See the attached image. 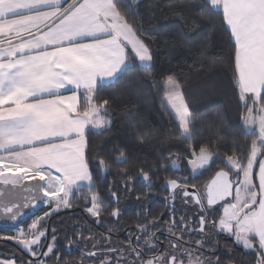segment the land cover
Listing matches in <instances>:
<instances>
[{"label":"snow or ice","instance_id":"obj_1","mask_svg":"<svg viewBox=\"0 0 264 264\" xmlns=\"http://www.w3.org/2000/svg\"><path fill=\"white\" fill-rule=\"evenodd\" d=\"M140 2L0 0V218L16 221L42 198L51 206L26 229L0 237L15 241L29 257L0 264H221L216 255L221 234L252 252L254 264H264V0H203L198 13L205 20L222 13L234 42L233 80L245 140L251 137L247 150L234 141L221 159L218 144L195 145L183 86L167 75L162 107L170 109L178 124L175 139L188 150L183 156L170 152L171 169L180 171L184 159L195 178L210 165L223 166L202 189L188 176H165L166 218L164 212L146 217L135 226L138 234L125 241L113 244L111 228L100 238L77 229L75 237L65 234L63 258L55 228L52 242L44 243L46 218L71 208L74 199H83L84 211L102 223L109 205L96 190L92 165L107 173L113 164L127 163L119 147L114 161L99 155L90 159L88 137L102 135L112 124L110 101L98 98L99 88L137 68L151 77L152 48L129 19L128 9ZM137 139L143 143L145 135L138 133ZM158 171L141 167L132 175L127 167L119 168L127 190L136 179L153 188ZM108 191L115 205L110 215L118 219L119 193L111 185ZM181 198L190 206L186 211L174 204ZM157 232L167 235L161 239ZM81 241H91V248L85 244L73 258V247Z\"/></svg>","mask_w":264,"mask_h":264},{"label":"trees","instance_id":"obj_2","mask_svg":"<svg viewBox=\"0 0 264 264\" xmlns=\"http://www.w3.org/2000/svg\"><path fill=\"white\" fill-rule=\"evenodd\" d=\"M202 3L193 0L189 7L187 0H142L128 9L129 19L135 20L152 48L151 77L137 68L98 89V98L110 101L112 124L102 135H89L90 159L99 155L114 161L119 147L126 152L127 163L113 164L111 169L127 167L134 175L141 167L151 170L170 165V152L187 154L186 145L175 139L179 135L176 120L162 107V83L167 75H173L183 86L194 121L195 145L218 144L221 159L231 151L234 141L247 150L251 137L245 140L243 109L233 80L234 43L222 13L208 20L199 16ZM130 122H135V127ZM138 133L145 135L143 143L137 139ZM180 163L187 165L184 159ZM222 166L219 162L210 165L211 170L200 178ZM40 209L43 207L35 212Z\"/></svg>","mask_w":264,"mask_h":264},{"label":"flooded vegetation","instance_id":"obj_3","mask_svg":"<svg viewBox=\"0 0 264 264\" xmlns=\"http://www.w3.org/2000/svg\"><path fill=\"white\" fill-rule=\"evenodd\" d=\"M164 169H157V175L159 181L153 188L148 189L142 180L136 179L133 181L131 190L125 189L123 181L121 180L119 171L110 169L107 173H102L97 170L96 165H92L93 178L96 182V190L99 191L109 207L104 209V213L101 216L102 223L97 224L95 218L91 217L84 211L85 201L83 199H74L73 206L68 209H61L58 212L53 213L50 217L46 218L48 226L47 240L44 241L45 245L51 243V236L53 235L52 229L55 228V235L57 236V242L60 249L61 257L67 255L65 250V234H69L73 237L76 235L77 229H82V235L88 236L91 232L97 238H100L101 234L108 235L106 233L107 228H111L110 233L112 243L117 244L125 241L129 234H138L136 231V224L143 222L145 218H151L152 216L159 215L164 212L165 218L168 213L165 197L168 195L167 190L163 186L165 176H188L191 183L196 184L201 189L212 178L214 173L209 174L208 177L200 178V174L197 173L195 178L191 175V170L187 165H181L180 171L171 169L170 165H164ZM146 171H152L154 169ZM136 175V173L134 174ZM111 185L119 193V218H114L110 215L112 207V198L108 191V186ZM140 195V199L137 196ZM178 210L186 211L190 206L182 203V198L177 199L174 202ZM51 207H44L40 211L34 212L31 218H27L21 221L13 229H0V237L4 235H15L18 228H27V225L37 217L42 215L45 211H49ZM180 215V211H177V218ZM163 235H167L157 232V236L163 239ZM195 238V237H194ZM219 247L216 255L220 256L221 264H249L250 253L245 252L240 245H237L235 241L226 235H219ZM91 241H81L79 247L74 246L72 250V257L78 258L80 250L87 244L88 248H91ZM133 243H136L133 239ZM228 248H231V252H228ZM15 257L17 260L24 258L25 261L29 258L27 253L13 240H5L0 238V260H7Z\"/></svg>","mask_w":264,"mask_h":264},{"label":"water","instance_id":"obj_4","mask_svg":"<svg viewBox=\"0 0 264 264\" xmlns=\"http://www.w3.org/2000/svg\"><path fill=\"white\" fill-rule=\"evenodd\" d=\"M35 183V182H33ZM44 202V198H42L40 201L37 202L35 207H28L22 210V215H20L16 221H11L7 219L0 218V229H13L17 226V224L31 215L34 214V212L42 206Z\"/></svg>","mask_w":264,"mask_h":264},{"label":"rangeland","instance_id":"obj_5","mask_svg":"<svg viewBox=\"0 0 264 264\" xmlns=\"http://www.w3.org/2000/svg\"><path fill=\"white\" fill-rule=\"evenodd\" d=\"M170 110V109H169ZM177 122V121H176ZM178 125V124H177ZM47 198H44V202H43V204H42V207L44 208V207H51L50 205H46L45 204V200H46ZM32 217V215L30 216V217H28V218H31ZM24 221V220H23ZM242 247V246H241ZM243 248V247H242ZM243 250L245 251V252H249L250 253V258H251V260L249 261L250 262V264H254V259H255V257H254V254L252 253V252H250V251H246L244 248H243Z\"/></svg>","mask_w":264,"mask_h":264},{"label":"crops","instance_id":"obj_6","mask_svg":"<svg viewBox=\"0 0 264 264\" xmlns=\"http://www.w3.org/2000/svg\"><path fill=\"white\" fill-rule=\"evenodd\" d=\"M142 1V0H141ZM226 26V25H225ZM226 28H227V26H226ZM229 33H230V31H229ZM234 43V42H233Z\"/></svg>","mask_w":264,"mask_h":264}]
</instances>
